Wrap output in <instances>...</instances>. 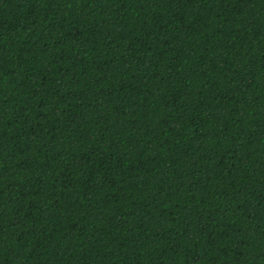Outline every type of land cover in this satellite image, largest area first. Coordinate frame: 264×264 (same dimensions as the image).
Wrapping results in <instances>:
<instances>
[{
	"label": "trees",
	"instance_id": "1",
	"mask_svg": "<svg viewBox=\"0 0 264 264\" xmlns=\"http://www.w3.org/2000/svg\"><path fill=\"white\" fill-rule=\"evenodd\" d=\"M0 264H264V0H0Z\"/></svg>",
	"mask_w": 264,
	"mask_h": 264
}]
</instances>
